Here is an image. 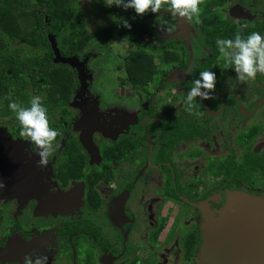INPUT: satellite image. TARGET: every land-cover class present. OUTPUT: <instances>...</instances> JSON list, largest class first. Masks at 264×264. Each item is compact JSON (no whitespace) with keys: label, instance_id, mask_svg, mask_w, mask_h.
Listing matches in <instances>:
<instances>
[{"label":"flooded vegetation","instance_id":"flooded-vegetation-1","mask_svg":"<svg viewBox=\"0 0 264 264\" xmlns=\"http://www.w3.org/2000/svg\"><path fill=\"white\" fill-rule=\"evenodd\" d=\"M232 2L237 6L229 8L232 15L227 17L224 15L226 6ZM246 5V0L217 1L204 13H216L226 27L241 33L259 24L263 28H258L257 32L264 35V21L254 15L249 17L251 14L244 9ZM161 12L162 16H156L167 18L163 21L170 34L169 37L162 35L157 45L150 40L157 47L150 53L175 50L182 62L176 59L166 64L160 58V62L153 63L163 65L158 78L155 74L137 87L126 78L124 68L125 76L120 83H115V77L109 81L115 85L113 95L108 93L109 85L106 87L103 76V84L101 80L96 81L99 64L105 66L106 60L99 63L102 58L96 60L97 55L85 49L86 46L79 55L60 54L75 56L82 62V82L75 68L53 60L49 37L56 47L57 39L48 35L53 63L66 65L74 73V85L68 99L59 107L53 106L47 101L45 90L35 93L27 88L26 101H17L21 99L19 96L12 99L27 107L29 95L43 94L41 98L48 110L49 126L57 129L59 135L55 150L42 167L37 165L36 147L19 136L14 113L0 109V182L3 183L0 188V264H25V258L30 264L41 261L43 264H77V253L83 243L90 250L87 253L90 259H84L83 264H95L96 254L93 257L92 252L96 249L109 258H117L115 246L105 236L107 229L119 234L122 231L125 241L131 233L140 230V241L147 239L152 247L147 258L125 257L120 264L132 259L136 264H174L173 256L189 261L191 258L184 259L183 256L182 236L174 232L178 217L169 215L166 202L174 198L196 211L194 225L183 227L185 232L198 229L200 246L205 221L202 214L208 212L202 202L212 200V196H222L224 202L219 205H223L231 192L264 197V171L261 168L253 170L248 178L251 191L246 190V184L233 182L235 170L221 168L224 164L238 165L245 156L264 162V73H257L251 81H238L222 57L201 68L199 64L214 53L201 43L197 25L166 14L169 13L167 9ZM243 12L248 16L241 17ZM191 30H196L194 37ZM184 45L195 53L191 64ZM98 55L103 56V53ZM198 67L201 71L216 70L215 87L210 98L196 97L189 106L184 98L192 83L188 85L187 81ZM41 71L40 68L38 73ZM172 89H175V95L171 100L181 98L159 111L158 101H165ZM171 121L177 122L179 132L168 131ZM229 121L235 122L228 124ZM203 136V146L209 145L211 149L207 153L200 151L202 146L197 145L199 137ZM165 138L169 139V144H164ZM184 144L194 147L186 148L188 156L180 153ZM114 149L118 156L111 158ZM79 156L82 160L73 165L70 158L76 160ZM183 158L187 161L183 162ZM199 171L201 179L198 178ZM188 176L189 180L182 184L181 179ZM167 185L174 191L173 195H165L163 189ZM126 199H130L127 204ZM102 200L114 205L113 209L107 208L99 215ZM213 206L209 205L212 209ZM171 207V211L178 212L174 202ZM101 216L109 222L107 228L106 223L99 221ZM170 218L173 222L167 228ZM158 222H161L160 228L154 232ZM166 238L172 239V243L166 245ZM166 252L172 257H162Z\"/></svg>","mask_w":264,"mask_h":264},{"label":"trees","instance_id":"trees-1","mask_svg":"<svg viewBox=\"0 0 264 264\" xmlns=\"http://www.w3.org/2000/svg\"><path fill=\"white\" fill-rule=\"evenodd\" d=\"M217 1L219 3L224 2V0H202L199 5V23L193 21L199 28L201 43L214 53L212 57H206L199 64L201 68L210 61H214L215 58H220L215 45L217 38L230 39L236 34L241 35L243 38L251 32L259 31L258 28H263L259 24L252 25L246 30H242L241 33L226 27L216 13L212 12L205 15V10ZM76 2L77 0H0V109L10 112L8 103L12 101L14 96L21 97L22 100H17L21 103L26 101L28 99V91L26 90L28 82L32 86V92L37 93L45 90V97L53 106L59 107L68 99L70 89L74 85V73L66 65L53 63L48 35L52 34L56 37L57 47L61 55L80 54L81 50L88 44V34L85 31L86 27L82 12ZM120 10L121 8L112 6L107 7L104 12L114 15ZM157 14L146 12L142 16L151 17ZM118 24L119 22H112L106 27L103 26L97 31L96 38L106 46L125 38L130 53L137 55L156 51L157 47L152 45L149 39L143 37V33L147 29L143 22L132 23L130 29L123 28ZM15 42H21L29 47L40 49L41 57L37 55L21 57L17 50L11 49V45ZM138 59L135 57L137 63H130L125 66L126 78L135 87L143 84V81L152 79L155 74L158 78L159 70L163 67V65H160L161 63L155 65L143 60V57H138ZM161 59L166 64L172 60H182L175 50H167L162 53ZM200 67L191 72V78L187 81L188 85L198 78V74L201 72ZM40 68L42 71L38 73ZM174 123L171 121L168 129L173 133L180 128L177 122ZM165 139L164 144H169V139ZM114 151L115 149L112 151L111 158L118 156ZM70 159L72 160L71 163L75 165V162L80 163L82 156H79L76 160L73 157ZM221 168L223 170H235L237 173L233 182L236 185L244 183L246 184V190L251 191L252 185L248 178L253 170L261 168L264 171V162L253 161L245 156L243 162L238 165L224 164ZM163 190L166 191L165 195L171 193L173 195L174 193L168 185L164 186ZM160 225L161 222H158L154 232L160 228ZM199 241V233L196 227L184 232L181 237L184 259L193 257L199 246ZM124 264H136V260L126 261Z\"/></svg>","mask_w":264,"mask_h":264},{"label":"rangeland","instance_id":"rangeland-1","mask_svg":"<svg viewBox=\"0 0 264 264\" xmlns=\"http://www.w3.org/2000/svg\"><path fill=\"white\" fill-rule=\"evenodd\" d=\"M247 5L244 7L245 12L250 13L252 17L253 15L257 17V19L263 20L264 21V0H246ZM76 4L79 6L83 18H84V22H85V31L88 34V44L86 45L87 50H89L90 52L94 53V55H97V59H101L99 60V63H103L104 60H106V63L104 64L105 66H103L102 64H99L98 67V75L96 76V81H102L101 83L103 84V80L101 79V77L103 76V79L106 80L107 82H104V84L109 85V91L108 93H110V95L114 94V83L110 84L109 81H113L114 77L116 78L115 83L118 84L120 83V79L123 78L125 76V72H124V68L125 65L128 64H132V63H137V61L135 60V57H143V60L149 61L150 63H158V60L160 62V58H161V53H145V54H132L130 53V49L128 48L127 44H126V40L125 38H121L117 41H114L112 43H110L109 45H103V42L100 41L99 39L96 38V33L97 31H99L103 26L106 27L110 24H112V22H120L117 18L123 17L124 19L128 20V22L132 25V23H140L143 22L146 26V32L143 33V37L144 39H149L152 40V43L157 45L159 44V40H161V36H165V37H169V34L167 32V27L164 23V21H167V18L165 17H160V16H156V18L154 17H144V16H137L133 10L131 8L127 9V10H123L121 9L119 12H117L116 14L112 15V14H108L105 11V9H107L106 6L103 5L102 2H96V0H91V2H89V0H77ZM237 4L235 2H232L230 4H227L226 8V12L224 13L225 16H230L232 15V13L229 11L230 7H236ZM216 9H220V7H217ZM243 12L241 14V17H243L244 15H246V13ZM169 14V13H166ZM110 16H112V19H110ZM170 16V15H167ZM248 16V15H246ZM169 18V17H168ZM171 18H169L170 20ZM161 20V21H160ZM164 20V21H163ZM98 21L102 22V23H98ZM162 22V24H161ZM122 27V26H121ZM124 28V27H123ZM129 33V30L127 31ZM127 32H125V34H127ZM193 37L195 36L196 30H191ZM126 36V35H125ZM182 47H183V42H180ZM185 47V52H186V56L188 57V60L190 61V64L194 62V51L192 50V48H189V46L184 45ZM11 49L13 50H17L18 54L21 57H32L34 55H39L41 54V52L38 49L29 47L23 43L20 42H15L11 45ZM107 51V52H106ZM103 53V56H99L98 54ZM132 57H131V56ZM136 55V56H135ZM195 58V57H194ZM139 60V59H138ZM96 62V61H94ZM27 89H31L30 84H28L26 86ZM111 88V89H110ZM39 95L40 97H42L43 94H36ZM30 98L33 96V94L29 95ZM171 96H173L172 92L167 93V95L165 96V101H161L162 99H160L158 101V106H159V111H163V107L168 106L170 104H175L177 103V101H179V99L181 97H179L178 99H176L175 101L171 100ZM176 97V96H175ZM130 109L127 110V112ZM132 114V113H129ZM136 121H133V123H135ZM235 121H229L227 122L234 124ZM66 130L69 133V127L66 128ZM205 141V138L203 136L199 137L198 139V146L201 145L202 147H200V151L204 150L205 153H207L208 151H210L211 149H209V145L207 148H205L203 146ZM185 146L181 148L180 153L185 156H188V150L186 148L190 147L189 145L184 144ZM195 149H197V147ZM191 149H194V147H190ZM190 151V149H189ZM183 162H186V158L182 159ZM189 172V170H188ZM201 171H199L198 174V178L201 177ZM190 176H188L185 179H181L183 182L182 184H184V182L186 180H189ZM201 179V178H200ZM209 181V180H207ZM157 185V184H155ZM149 185L146 186V188H148ZM196 190L199 191V188H195ZM150 190V189H148ZM221 198H216L215 196H212V200L210 201H205L202 202V205L204 206V208H206L208 210V215L211 219H215L218 214H219V210L221 209V207L224 205H219V203L222 201V203L224 202V197L219 196ZM130 199H126L125 203H129ZM174 202L175 207L177 209L178 212L174 213L173 211H171V209H173L171 207V204ZM210 202V203H209ZM165 207H169V215H171L173 218L174 217H178V220L176 221L178 223L175 224L173 226L174 228V232L180 233V235L182 236V234H184L185 232V228L183 226L188 225V226H192L194 225V215L196 213L195 210H191L189 207H187V205L183 204L182 201L180 200H175L173 198V200H170L168 202L165 203ZM113 205L110 201L108 200H102L101 205L99 206V211L97 214L101 215L102 213H105L106 210L109 209H113ZM209 205L213 206L214 208L212 209L211 207H209ZM217 205V207H216ZM220 206V207H219ZM111 207V208H110ZM164 207V208H165ZM171 207V209H170ZM153 211H155L154 207L152 208ZM103 211V212H102ZM203 213L205 215L206 211H203ZM106 218H104L103 216H101L100 218V222L101 223H106L105 221ZM173 222L172 218L167 220V228L169 225H171V223ZM109 223V222H108ZM108 223H106L105 227L107 228ZM181 224V226H180ZM191 224V225H190ZM209 227V219L208 216H206V221L204 222L203 225V229ZM211 226V225H210ZM189 227V228H190ZM166 228V229H167ZM140 229H142V226L140 225ZM212 230V229H211ZM166 232V231H164ZM164 232L162 233V235L164 234ZM105 233V232H103ZM122 233V231H121ZM121 233L119 234L118 232L114 231H110V229H107V232L105 234V236L107 237V239H109L111 241V243L115 246L116 252H118V257L117 258H109L106 255H104V253L102 251H99V249L95 250V253H93V257L96 254V262L95 264H120L119 261L123 260L125 257L126 258H132V257H138L141 258L143 260V258H147V255L152 251V247H149L151 245H149L150 243H148L147 239H145V241H140V230H138V233L136 234H132L128 237V240L125 241L123 240V237L121 235ZM202 238V237H201ZM79 241H81V239H79ZM165 241V240H164ZM202 241V240H201ZM81 243H83L81 241ZM172 243V239H167L166 238V245L171 244ZM124 245V246H123ZM159 246V245H158ZM178 246H180V243H178ZM124 247H126V249H124ZM202 249V248H201ZM199 251V249H197ZM89 248L88 245L83 243L79 246V252L77 253V264H83V260L86 259L87 253H89ZM203 252V251H202ZM163 253V252H162ZM162 257H165V259L171 258L172 256L169 255V253H165V256L162 255ZM207 258L206 256H203L202 253V258ZM90 259V256L88 257ZM161 258V255H160ZM173 258H175L174 264H206L204 263L203 260L199 259L198 256V252H195V257L191 258L189 261L187 260H180L177 259L175 256H173ZM213 258V257H212ZM91 260H93V258L91 257ZM166 263V262H165ZM93 264V263H91ZM167 264V263H166ZM210 264V263H207Z\"/></svg>","mask_w":264,"mask_h":264},{"label":"clouds","instance_id":"clouds-1","mask_svg":"<svg viewBox=\"0 0 264 264\" xmlns=\"http://www.w3.org/2000/svg\"><path fill=\"white\" fill-rule=\"evenodd\" d=\"M96 2H102L106 7L116 6L123 10L131 8L137 16H142L146 12L159 13L162 16L161 9H167L170 15L199 23V5L202 0H96ZM116 19L120 21L119 26L131 28L128 20L123 17H116ZM98 23L102 22L98 21ZM215 45L225 66H231L238 81H251L257 73H264V35L259 32H251L243 38L239 34L230 39L217 38ZM215 80V72L208 70L199 72L184 102L191 106L196 97H200L201 100L210 98V92L215 87ZM172 93L175 95V89H172ZM8 108L14 113L19 124V136L36 147L35 154L39 157L37 165L42 167L55 150L56 137L59 135L57 129L49 126L48 110L42 98L39 95H33L27 107L16 101H10ZM2 187L3 183L0 182V188ZM25 264H30L27 258H25ZM40 264H43V261Z\"/></svg>","mask_w":264,"mask_h":264},{"label":"water","instance_id":"water-1","mask_svg":"<svg viewBox=\"0 0 264 264\" xmlns=\"http://www.w3.org/2000/svg\"><path fill=\"white\" fill-rule=\"evenodd\" d=\"M49 40L54 54L53 60L75 68L83 82L82 62L75 56H61L51 36ZM202 215L205 221L206 216L209 219V227H206L210 238L206 250H209L210 255L202 258L201 247L205 240L203 224L198 251L200 260L206 264H264V197L231 192L215 219H211L208 214ZM210 225L213 234L210 232Z\"/></svg>","mask_w":264,"mask_h":264},{"label":"bare ground","instance_id":"bare-ground-1","mask_svg":"<svg viewBox=\"0 0 264 264\" xmlns=\"http://www.w3.org/2000/svg\"><path fill=\"white\" fill-rule=\"evenodd\" d=\"M211 229H212V227L210 226V232H211V234H213V230H211ZM202 232L205 235V240H204V243H203V245L201 247L202 248V251H203L202 253H203V256L208 257L210 255V252H209V250H206V244L208 243L207 241L210 238V233H209V231H208L207 228L203 229Z\"/></svg>","mask_w":264,"mask_h":264}]
</instances>
